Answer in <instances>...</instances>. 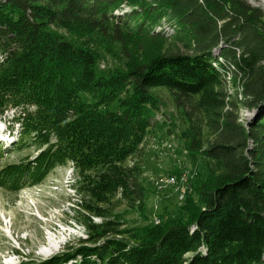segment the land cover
<instances>
[{"label":"trees","instance_id":"1","mask_svg":"<svg viewBox=\"0 0 264 264\" xmlns=\"http://www.w3.org/2000/svg\"><path fill=\"white\" fill-rule=\"evenodd\" d=\"M50 26L119 43L131 61L98 76L95 55ZM123 28L180 48L139 61ZM159 89L189 123L188 157L211 171L176 215L120 230L113 209L100 206L118 196L147 219L138 145ZM263 98L264 14L245 0H0V117L11 111L18 125L12 149L26 141L37 149L0 167V190L18 193L71 163L73 186L88 198L79 221L87 238L35 264H264ZM243 110L250 117L241 121ZM9 152L0 145V159Z\"/></svg>","mask_w":264,"mask_h":264},{"label":"rangeland","instance_id":"2","mask_svg":"<svg viewBox=\"0 0 264 264\" xmlns=\"http://www.w3.org/2000/svg\"><path fill=\"white\" fill-rule=\"evenodd\" d=\"M245 1L264 14L261 0ZM123 31L127 34L129 53L139 61L157 51H174L180 48L168 40L153 43L151 39L134 36L124 28ZM48 32L76 49L92 52L96 57L94 70L98 76L108 77L115 72L121 73L127 61H131L126 59L119 43H111L96 35L77 37L56 26H50ZM163 32L171 33L172 30L165 27ZM227 87L230 89V86ZM154 94L159 110L151 112L153 125L138 145L142 154L140 182L146 190L147 219L140 217L136 210L128 208L116 195L107 208L100 206L105 211L113 209L112 213H108L109 218L121 224L120 230L133 231L149 225L154 215H176L185 199L194 198L195 180L199 177L204 179L211 171L205 158L197 157L192 160L188 157L185 150L187 140L185 142L182 137L188 130L189 123L182 111L174 107L173 96L163 89L155 90ZM82 97L89 101L88 96ZM116 107V104L112 105L113 109ZM238 117L244 121L250 115L243 110ZM10 118L6 117L7 120ZM194 124L204 133L199 120L194 119ZM30 145V141H26L12 149L1 144L2 149L10 152L0 159V167L17 163L26 157H34L37 149ZM217 175L215 172L214 176ZM74 177L72 164L68 163L52 169L36 186L15 194L0 190V264H35L72 248L87 238L79 221L85 214L83 203L88 198L73 186ZM93 222L99 223L100 218L94 217ZM154 222L158 224L157 219ZM126 235L131 237L133 232ZM51 240L57 246L52 248L51 254H42L41 250L49 246Z\"/></svg>","mask_w":264,"mask_h":264},{"label":"bare ground","instance_id":"3","mask_svg":"<svg viewBox=\"0 0 264 264\" xmlns=\"http://www.w3.org/2000/svg\"><path fill=\"white\" fill-rule=\"evenodd\" d=\"M261 2L264 4V0H261ZM52 241V240H51ZM49 246L47 245V247H45L44 249L41 250V253L44 255H49L52 252V248H55L57 246L56 242H49ZM8 261V260H7Z\"/></svg>","mask_w":264,"mask_h":264},{"label":"water","instance_id":"4","mask_svg":"<svg viewBox=\"0 0 264 264\" xmlns=\"http://www.w3.org/2000/svg\"><path fill=\"white\" fill-rule=\"evenodd\" d=\"M220 51V49H218V52ZM263 100H264V98H263Z\"/></svg>","mask_w":264,"mask_h":264},{"label":"built area","instance_id":"5","mask_svg":"<svg viewBox=\"0 0 264 264\" xmlns=\"http://www.w3.org/2000/svg\"><path fill=\"white\" fill-rule=\"evenodd\" d=\"M172 179H170V181H171ZM152 219H154V217L152 218Z\"/></svg>","mask_w":264,"mask_h":264}]
</instances>
